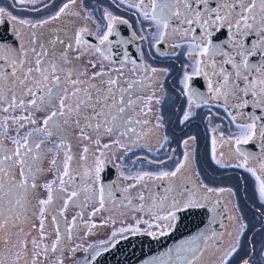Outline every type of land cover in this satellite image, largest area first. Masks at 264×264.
I'll return each instance as SVG.
<instances>
[{
  "label": "flooded vegetation",
  "instance_id": "obj_1",
  "mask_svg": "<svg viewBox=\"0 0 264 264\" xmlns=\"http://www.w3.org/2000/svg\"><path fill=\"white\" fill-rule=\"evenodd\" d=\"M132 2L133 0H126V2L125 0H116V4H114L112 0H75L74 4H69V8L65 10L64 14L55 20H50L65 3H68V0H23V2L21 0H0V7L4 8L6 13L15 16L17 21L27 20L32 23L50 21L42 26L38 25L35 29L31 27V24L24 29L21 28L23 25H17L23 36V39L20 40L13 36V24L6 15V22L0 24V33H2L4 41L8 39L11 43L15 42L18 49L21 44H27L29 49L40 50V44H44L50 52H55L54 56L46 58L47 63L44 66L49 67L55 63L65 71H72L71 79L85 81L78 87L90 92L93 97L97 95L103 97L106 94V82L109 78L119 81L118 89L128 88L129 83L132 84L129 92L124 93L126 99L137 100L139 97L146 100L148 96L153 97L151 103L148 104L151 110L147 111L146 115L140 114L143 105H134V110L127 112L128 116L141 121H148L147 125L143 123L134 125L140 140L138 147L134 150L139 152L136 159L139 158L142 163L139 168L134 169L136 175L171 172L180 163H184L185 167L175 177L164 178L163 180H149L145 177V180L137 184L136 187L129 188V185L137 183L136 180L131 179L127 184L125 180L118 178L120 175L112 162L113 157L108 161L103 160L104 167L99 173V179L93 184V211L98 208L101 199L103 202H108L133 196L140 197L141 194L146 198L142 204L148 201L153 204V201H159L165 195V189L169 187L173 189L172 192L167 193L169 202L172 198L186 200L188 197L181 196L179 193L194 192L195 187L199 186V191L195 192L193 198H200L203 207L208 210L210 225L200 247L203 254L199 251L198 255L191 260L198 264H217L220 260L218 264H222L221 262L225 261L227 257L226 264H244L245 261L247 264H264V199H261L259 194V181H257L256 176L248 171L249 168H255L257 170L256 175L264 177V173L259 169L260 163L264 161V153L259 147V137L257 136L254 141L242 145H235L234 141L228 142L229 138L237 136L239 131L235 124L231 123L224 108L220 106L222 101L216 100L208 93L207 79L203 75L192 77L189 84L204 93L207 99L193 97L191 103L189 102L182 83L184 72L190 73L192 70L191 62L187 56V45L182 47L170 46L179 41V36L170 37L167 42L157 44L154 39L157 31L154 24L144 20L140 14L141 10L130 6ZM217 2L222 3L223 0H212L210 7H216ZM106 12L116 17L117 22L114 24L113 34L109 36L110 45L107 43L100 45L99 39L107 31ZM73 13L79 15H73ZM120 21H127V23ZM82 28L87 29L83 34V41L100 47L108 58L104 59L98 52L88 51L81 47L79 51L87 52V55L79 60L87 63L89 61L95 62L96 67L85 66L77 71L76 66L79 60L73 59L77 55V51L67 53L72 62L65 64L60 59V53L65 50L64 46L57 43L53 49L49 41L58 38L67 44L71 42L70 38H74ZM199 31L198 28L197 32ZM33 32L36 33L35 37L31 35ZM223 33L224 35L219 37L221 40L227 36V28L223 29ZM142 37L146 38L142 39ZM249 39L255 42L259 40V37L250 36ZM214 42H217V34L215 33ZM224 47L226 50L230 48L231 41L225 43ZM31 55L32 53L29 52V58ZM215 59L219 61L224 57L217 55ZM262 59H264V53L260 52L249 57L250 63L257 66ZM103 60H107V63ZM133 61L136 62L135 65ZM101 66L107 75L92 78V73L99 71ZM224 67L232 71L230 65H224ZM85 68L87 75H80ZM146 68L156 70L154 80L152 79L153 74L150 71H145ZM111 69H121L122 71H109ZM237 83L243 87L242 82L237 81ZM93 84L99 86V92L91 88ZM63 87L69 93L68 101L73 102L75 106L87 98L86 95L78 94L74 100V96L70 94L71 91H74L73 86L66 83ZM39 95L41 93L37 90V96ZM119 95L117 92V100H119ZM246 99L251 100L252 97L249 96ZM232 103H237V101L230 98L229 105ZM97 107L99 108L100 105ZM105 110L107 111V109ZM189 111L192 115L185 121L184 115ZM229 111L235 112L231 107H229ZM241 111L245 116L253 112L264 114L251 105ZM23 112L28 115L32 111L31 108H28ZM91 112L90 106L84 107L83 117L91 115ZM72 120L76 121L77 119H70L69 121ZM97 122L95 119L90 121L92 124ZM237 122L242 121L238 120ZM87 130L89 131L86 132ZM86 131L91 135L89 136L91 139L99 138L100 143L105 135L103 129L96 132L87 128ZM121 131H114L111 134V140H119L121 145L126 146L119 149H124L127 154H130L132 151L129 150L132 149L130 138L133 137V134L129 133L122 136ZM185 141L188 142L187 145H185ZM118 147H120L118 144L112 143L110 150L113 153ZM213 147H215V153H213ZM236 147H240L246 154H254L255 159L247 155L237 156L235 154ZM185 153L188 156L187 160H185ZM245 163V167L239 166ZM106 164L109 165L108 169ZM107 182L109 186H106ZM145 183L148 185L147 188L143 187ZM207 189L214 191L208 192ZM220 189L225 191L221 192ZM205 196L207 199H203ZM140 202L142 201L140 200ZM184 209L187 208L181 205L180 210L176 212ZM157 214L164 215L166 213ZM170 222L174 223L175 219ZM16 229L21 230L19 227L10 228L8 233L12 234L11 232ZM134 233H149L151 236H158L166 232L156 234V228H136ZM110 241L100 251L108 248L113 242ZM24 245L27 255L24 254V259L20 260L18 264H25V259H27V264H35L32 245ZM90 248L94 250V245ZM233 248H236V251L228 256ZM201 254L202 256H200ZM199 256L200 258H198ZM89 263L90 261L87 264Z\"/></svg>",
  "mask_w": 264,
  "mask_h": 264
},
{
  "label": "snow or ice",
  "instance_id": "obj_2",
  "mask_svg": "<svg viewBox=\"0 0 264 264\" xmlns=\"http://www.w3.org/2000/svg\"><path fill=\"white\" fill-rule=\"evenodd\" d=\"M112 2L116 4V0H112ZM74 3L75 0H68V3H65L50 20L57 19L61 14L65 13V10L69 8V4ZM211 3L212 0H133L130 6L140 9L143 19L154 24L157 30L154 39L157 44L167 42L170 37L175 38L179 36V41L170 46L182 47L187 45V56L191 62L190 67L192 70L190 73L188 71L184 72L182 83L184 84L189 102L191 103L193 97L207 99L204 93H201L189 84L192 77L203 75L207 79L208 93L216 100L222 101L220 106L224 108L227 116L230 117L231 123H234L239 131V134L235 137H230L228 142L232 143L234 141L235 145L248 144L258 136L260 139L259 147L262 153H264V114L253 112L245 116L243 111H241L251 105L253 108L259 109L264 113V59L261 60L259 66L249 61V57L255 56L257 52L264 53V0H223L222 3L217 2L216 7H210ZM6 15L13 24V36L20 40L23 39V36L17 25L27 26L31 24V27L35 29L38 25L42 26L50 22L49 20L37 23L27 20L17 21L15 16H11L9 13H6L4 8L0 7V24L6 22ZM73 15L79 14L73 13ZM105 18L107 19V31L100 37V45H106V43L110 45L109 36L113 34L114 24L117 22V18L113 17L109 12L105 13ZM120 22L127 23V21ZM198 28L200 29L199 32H197ZM225 28H227V36L221 40L219 37L224 35L223 29ZM86 31L87 29L82 28L74 38H70L71 42L67 44L58 38L49 41V44L53 49L57 43L64 46L65 50L60 53V59L65 64L72 62L67 55L69 51H77V55L73 58L75 60H79L81 57L87 55V52L79 51L81 47L88 51L94 50L101 57L107 59L108 57L100 47L83 41L82 37ZM214 33L217 34V42H214ZM31 35L35 37L36 33L33 32ZM250 36H258L259 40L253 42L249 39ZM144 38L146 37H142V39ZM228 41H231V47L226 50L224 44ZM29 52L32 53L31 58H29ZM54 55L55 52H50L49 48H46L44 44H40V50L36 48L29 49L27 44H21L18 49L15 46V42L9 43L0 39V114L9 113L8 116L0 115V242H10L7 237L10 228L19 227L23 231L22 218L25 222L27 221L26 210L29 205V189L31 188L34 191L38 187L35 183V174L43 171H52L53 169H58L59 172L56 179L48 181L43 185L48 193L47 198L37 201L39 212L34 213V215L40 218L39 231L42 236L44 235L45 228L44 213L51 211L49 206L54 199L53 185L57 183V180L59 181L57 198L64 200V204L60 208L61 212L67 208L69 200L78 196L76 192H72L67 197L63 195L66 192V189L63 187L65 184L64 177L68 176L69 181L72 180L69 172V162L72 159L70 145L65 146L63 143L56 145L58 149L66 148L65 157L60 162L52 159L50 161L51 166L48 169L35 167L39 160L49 151L46 145L43 148L41 147L44 141L53 135V131L49 129L55 128L58 133L61 128V121L58 117H65L63 120V124L65 125L70 122L67 119V115L72 112V109L65 102L69 93L63 87L64 84L70 83L73 86L75 91L71 93L72 96L79 94L86 95L87 97L76 105L75 111L78 117L82 106H90L92 108L91 115L83 117L85 127L80 129L82 134L87 128H91L96 132L103 129L104 133L109 136L114 131L122 130L120 134L123 136L129 133L136 134L134 125H140L141 123L144 125L148 124L147 120L141 121L128 116L127 112L133 111L134 105H143L140 114L146 115V112L151 110L148 104L151 103L152 96H148L146 100L139 97L137 100L126 99L124 93L129 92L132 84L129 83L128 88L118 89L117 85L119 81L109 78L106 82V94L103 97L100 95L93 97L90 92L78 87V85L85 81L71 79L73 76L72 71H65L55 63H52L49 67L44 66L47 63L46 58ZM217 55L223 56L224 59L216 60L215 57ZM89 63L92 68L96 67L95 62L89 61ZM135 63L133 61L134 65ZM224 65H230L232 71H229ZM109 71L121 72L122 70L111 69ZM145 71H150L153 74L152 79H155V69L146 68ZM80 75H87V69L85 68ZM104 75H107V73L103 69V66H101L99 71L92 73V78ZM237 81L242 82L243 87ZM101 83H104V81H101ZM91 88L96 92L100 91L98 85L93 84ZM37 90H39L41 95L37 96ZM117 92L120 94L119 100L116 98ZM249 96L252 97L251 100L246 99ZM56 98L59 99V103L42 118V127L37 126L38 120L34 118V114L31 112L28 115H11L15 111L23 112L28 108L46 111L47 106ZM230 98L235 99L237 103L229 105ZM97 105H100V107L98 108ZM229 107L234 109L235 112L229 111ZM191 115L190 111L186 112L183 119L186 121ZM93 119L98 122L95 124L90 123ZM238 120L242 122H237ZM79 123L80 120L77 119L76 124L79 125ZM10 125L15 126L14 131L16 132V136H9L8 139L11 140V146H6L3 140L7 135ZM25 125H32L33 127L21 136L19 134L20 130L25 128ZM36 134H40L42 138L37 139ZM84 139L90 140L87 136H84ZM94 142L99 144V138ZM112 143L118 144L121 148L126 147L125 145H121L119 140L112 141ZM184 143L187 145L188 142L185 141ZM213 144H215V141H213ZM109 146V144L103 145L104 148H108ZM87 151L88 148L85 147L84 152ZM213 153H215V147H213ZM235 154L237 156H252L255 159L254 154H246L240 147L235 148ZM187 159L188 156L185 153V160ZM239 166L245 167L246 163ZM103 167L104 161L97 160L95 166L86 174L99 179V173ZM184 167V163H180L171 172L139 174L134 178L137 183L129 185V188L136 187L137 184L145 180V177L149 180H163L164 178L175 177ZM259 169L264 173V161L260 163ZM248 171L256 176L257 181H259V194L261 199H264V177L256 175L257 170L255 168H249ZM29 177H31V181ZM143 187L147 188L148 185L145 183ZM172 191L171 187L165 189V195L159 201H153V207L157 209V213H166L164 215L154 214V219L159 222L156 225L157 227L175 219V213L180 210L181 205L184 208L203 206L200 198H193L195 192L199 191V186L195 187L194 192L179 193L181 196H187L188 199L177 200L172 198L169 202L167 193ZM207 191L213 192L214 190L207 189ZM219 191L223 192L225 190L220 189ZM139 199L143 202L146 198L141 194ZM203 199H207V196ZM103 207L104 202L101 199L100 208L95 209L90 214H98ZM138 210H144L143 204L139 206ZM76 219L77 217L74 216L72 222L75 223ZM51 222L54 225L56 224V215L52 216ZM137 223H140V221H137ZM144 223H148V221H144ZM86 226L96 227L95 224ZM149 226L151 227V225ZM127 230L129 229L121 228L115 230L112 233V237L114 238L117 232L122 233ZM55 231L57 238L53 243L52 251H55V245L60 241L59 228L56 227ZM24 243L35 245L37 249L41 247V244L35 240ZM99 243L105 245L108 242L100 241ZM44 247L47 250L48 246L45 245ZM80 247L82 246L77 245L71 251L75 252ZM89 247H92V245H89ZM235 251L236 248H233L228 253V256H231ZM99 254L98 251L95 253V255ZM193 258H195L194 253ZM226 261L227 257L222 264H226ZM25 264H27V259H25ZM186 264H193V261L187 260ZM244 264H247V262L245 261Z\"/></svg>",
  "mask_w": 264,
  "mask_h": 264
},
{
  "label": "rangeland",
  "instance_id": "obj_3",
  "mask_svg": "<svg viewBox=\"0 0 264 264\" xmlns=\"http://www.w3.org/2000/svg\"><path fill=\"white\" fill-rule=\"evenodd\" d=\"M22 29L27 28V26H22ZM107 63V60H103ZM85 66H90L91 64L86 61L83 62L79 60L76 66V70L80 71L81 68ZM91 80V79H90ZM75 91V89H74ZM74 91H71L70 94ZM63 95V93H61ZM78 96V95H77ZM77 96H74V100ZM69 98L65 101L69 107L72 109V112L67 115V118L70 119H79V125L76 124V121L72 120L68 124H63V119L65 117H58L61 121V128L57 133L55 128L49 129L53 131V135L44 141V144L41 145L43 148L45 145L49 149L46 155L39 160L35 167L41 169H48L50 161L56 159L60 162L65 157L66 148H57L56 145L63 143L65 146L70 145V154L72 159L69 162V172L72 177V180L69 181L68 176L64 177L65 184L63 185L66 192L63 193L65 197L70 195L72 192L78 193V196L73 197L68 201L67 208L61 212L60 208L64 204L63 199H58V185L59 181L53 185V196L54 199L52 204L49 206L51 211L44 213V235L42 236L39 231L40 218L34 213L39 212V205L37 201L39 199L47 198V190L43 187L48 181L56 179L59 174L58 169H53L52 171H43L38 174H35V183L38 187L33 191L29 189L30 195L28 197L29 205L26 210L27 221L25 222L22 218V226L24 230L19 229L14 230L13 232L7 233L8 240L10 242H0V264H18L20 260H23V255H27V250L24 248V242L35 240L41 244V247L37 249L35 245H32V252L34 254L35 264H87L95 253L103 248L105 245H101L100 241L112 242L110 245H113L116 241L124 237L126 234L132 233L136 228L141 229H151L156 228V234L168 232L172 228L174 223L165 222L157 227L159 223L154 219V214H157V209L153 207V204L148 201L143 204L144 210H138L139 206L143 203L140 202L139 196H133L126 199L114 200L104 202V207L100 209L99 213L96 215H91L93 212V184L96 183L95 176H89L86 173L89 172L95 166L97 160H111L116 166L119 179L125 180L126 183H129V180H133L136 175V168L142 165L140 159H136L139 152L135 151L134 148L138 147L140 142L138 132L133 134V137L130 138V146L132 150L130 154H127L126 150L119 149L118 147L115 152L112 153L110 146L112 145V136L104 135L101 140V143L96 144L94 139H91L89 135V130H85L83 134L80 129L84 128L85 121L83 119L84 107L80 109V115L77 116L76 106L73 102L68 101ZM59 99H53L52 102L47 106L46 111H39L37 109L31 108V113L35 116L34 118L38 120L37 126H43L42 118L46 116L53 107L58 105ZM30 109V108H29ZM0 115L8 116L9 113H2ZM11 115L20 116L27 115L24 112H13ZM14 125H10L7 135L4 137L3 143L6 146H11V140L8 139L9 136H16L14 131ZM32 125H25V128L20 130V135L23 136L26 131H28ZM84 136H87L89 139H84ZM37 139H41L40 134H36ZM125 140V138H124ZM104 144H110L108 148H104ZM114 146V145H113ZM87 147L88 151L84 152V148ZM115 147V146H114ZM112 153V154H111ZM127 165V168H126ZM129 170H131L129 172ZM126 177H131L127 178ZM31 181V177H29ZM100 201L98 208H100ZM131 201V203H129ZM96 204V203H95ZM57 216V222L54 225L52 221V216ZM76 216L77 219L75 223L72 222V218ZM140 221V223H137ZM148 221V223H144ZM95 224L96 227H87L86 225ZM151 225V227L149 226ZM59 228L60 241L55 245V251H52L53 243L56 241L57 233L55 228ZM121 228L129 229L124 232H117V235L113 238L112 233L115 230ZM10 230V229H9ZM155 234V233H154ZM88 242V244H86ZM45 245H47V250H45ZM77 245H81L78 250L72 252L71 249L76 248ZM89 245H94V250L89 247ZM38 253V255H36ZM199 253H202L201 251ZM203 254V253H202ZM202 254L200 256H202ZM198 253L195 255L197 256ZM200 256L198 258H200ZM194 259V258H193ZM191 260V259H190ZM220 263V260L218 261ZM217 263V264H218ZM222 263V262H221ZM193 264H198L194 263Z\"/></svg>",
  "mask_w": 264,
  "mask_h": 264
},
{
  "label": "water",
  "instance_id": "obj_4",
  "mask_svg": "<svg viewBox=\"0 0 264 264\" xmlns=\"http://www.w3.org/2000/svg\"><path fill=\"white\" fill-rule=\"evenodd\" d=\"M106 167L108 169L109 165ZM209 218L203 206L181 210L175 213V225L168 233L157 237L147 233L124 236L89 264H186L193 253L196 255L200 251L209 230Z\"/></svg>",
  "mask_w": 264,
  "mask_h": 264
},
{
  "label": "bare ground",
  "instance_id": "obj_5",
  "mask_svg": "<svg viewBox=\"0 0 264 264\" xmlns=\"http://www.w3.org/2000/svg\"><path fill=\"white\" fill-rule=\"evenodd\" d=\"M0 36H1V38L0 39H2L3 40V38H2V33H0ZM7 42H9V43H11L8 39L6 40Z\"/></svg>",
  "mask_w": 264,
  "mask_h": 264
}]
</instances>
